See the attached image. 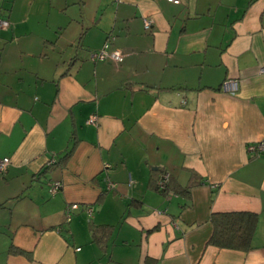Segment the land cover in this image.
<instances>
[{"label":"crops","instance_id":"obj_1","mask_svg":"<svg viewBox=\"0 0 264 264\" xmlns=\"http://www.w3.org/2000/svg\"><path fill=\"white\" fill-rule=\"evenodd\" d=\"M0 16V264H264V151L248 149L264 0H0ZM106 40L121 62L90 59ZM231 211L257 214L251 248L207 243Z\"/></svg>","mask_w":264,"mask_h":264},{"label":"trees","instance_id":"obj_2","mask_svg":"<svg viewBox=\"0 0 264 264\" xmlns=\"http://www.w3.org/2000/svg\"><path fill=\"white\" fill-rule=\"evenodd\" d=\"M69 154L70 150L67 151L65 156ZM157 179L155 180V186L158 188ZM161 190L165 191L166 188ZM210 218L213 225V233L207 243L222 248L241 250L251 248L258 220L257 214L247 211L219 212L212 213ZM106 232L107 230L104 231L102 227H94L92 233L93 240H101V236L105 235Z\"/></svg>","mask_w":264,"mask_h":264},{"label":"built area","instance_id":"obj_3","mask_svg":"<svg viewBox=\"0 0 264 264\" xmlns=\"http://www.w3.org/2000/svg\"><path fill=\"white\" fill-rule=\"evenodd\" d=\"M170 2L173 3H178L179 0H168ZM150 21L149 20H144V28L148 29L150 27ZM10 25V21L7 18L1 17L0 16V28H5L8 27ZM125 56V53L120 50V49H111L109 48V42L108 40H106L104 42V44L102 45V47L100 49L97 50H93L89 53V57L91 60L93 61H98V60H110L112 62L115 63H119L123 60ZM261 72H264V67L260 68ZM221 88L223 91L228 92V93H235L238 90V80L235 78H227L225 79L222 84H221ZM96 119L97 116L95 114H91L89 115L88 119H87V123H96ZM249 151H256V152H261L264 151V143H257V144H250L248 146ZM9 159L8 157H3L2 159H0V172H3L5 170V167L8 163ZM169 181V176L168 174L164 173L163 176H160L158 181H157V185L160 189H164ZM49 185V191L50 193L53 195L58 188L60 187V182L58 180H52L48 183ZM113 183H109L108 187H112ZM78 208V204L77 203H71L69 205L66 206V220L69 221L72 215V211ZM85 211L88 215V217H90L93 213V208L91 205H88L85 208Z\"/></svg>","mask_w":264,"mask_h":264},{"label":"rangeland","instance_id":"obj_4","mask_svg":"<svg viewBox=\"0 0 264 264\" xmlns=\"http://www.w3.org/2000/svg\"><path fill=\"white\" fill-rule=\"evenodd\" d=\"M70 8L74 7V9H76L78 7V2L76 4H70L69 6ZM73 9V8H72ZM87 221V220H86Z\"/></svg>","mask_w":264,"mask_h":264}]
</instances>
